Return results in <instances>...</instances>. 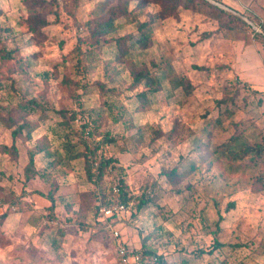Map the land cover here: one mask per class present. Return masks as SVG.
<instances>
[{
	"label": "rangeland",
	"instance_id": "rangeland-1",
	"mask_svg": "<svg viewBox=\"0 0 264 264\" xmlns=\"http://www.w3.org/2000/svg\"><path fill=\"white\" fill-rule=\"evenodd\" d=\"M46 1L35 33L25 0H0V264H122L97 212L118 184L129 249L164 264H264V0H208L238 19L179 7L122 60L89 43L105 0ZM137 4L108 39L137 36L161 9ZM139 69L156 78L149 108Z\"/></svg>",
	"mask_w": 264,
	"mask_h": 264
},
{
	"label": "trees",
	"instance_id": "trees-1",
	"mask_svg": "<svg viewBox=\"0 0 264 264\" xmlns=\"http://www.w3.org/2000/svg\"><path fill=\"white\" fill-rule=\"evenodd\" d=\"M118 1L117 6L111 5L112 0H105L101 4V15L94 17L93 19L87 21V24L89 25V43L91 45H97L100 46L102 51L106 49H102L105 45H107V51L106 56L108 58H113V60H122L125 58H128L130 54V40H135L136 44H140L143 46L150 45V43L153 40L152 35V24L168 15L176 14L178 12L179 7H185L189 9L199 10L201 9L202 5H207L210 7L216 8L219 12L222 14H225L229 16L232 19H238L239 16L224 9L219 6L213 5L208 0H158L161 3V9L159 11H156L154 13H150L149 17L143 21L137 22V29L139 34L136 36L132 33L114 37L113 39H108L106 36L111 34L117 29V24L115 23V20L120 15H127L130 11H128V2L129 0H116ZM25 2L28 5V8L30 9V28L33 32H37L44 26L48 24V19L45 16L46 11L48 8H51L52 5L49 7L50 3L46 0H25ZM149 0H138L137 8H143ZM202 4V5H201ZM263 33H264V25H263ZM111 48V49H110ZM4 56L7 58L12 57L13 51H7L4 50ZM115 57V58H114ZM134 78V85L133 88L136 87L139 84H142L145 88L137 94V97L141 101L140 109L142 108H149L150 107V101L147 96V89H150L153 85V83L156 81V78L151 75L150 72L144 71L142 69L136 70L133 74ZM174 86L183 85L188 86L187 83L184 81V79H175L173 80ZM17 111H20L19 109H14L13 112L16 113ZM13 118V117H11ZM15 121H12L9 123V125L14 124ZM23 123H20L18 127L13 129V135L16 136L21 132V126ZM173 132V131H172ZM175 134L170 135L172 137ZM5 150L15 149V145L13 143L12 147H4ZM245 150H248V148H245ZM112 159H107L106 163H110ZM31 163L33 162V156L30 159ZM101 165V169L103 168ZM123 200H127L126 193L122 196ZM145 202L144 199L139 201L138 208L142 207L143 203ZM51 207H54V201L51 199ZM137 252H139L143 257H149V256H157V262L156 264H164L162 262V257L156 255V252L152 251L149 248L144 249H136Z\"/></svg>",
	"mask_w": 264,
	"mask_h": 264
},
{
	"label": "built area",
	"instance_id": "built-area-1",
	"mask_svg": "<svg viewBox=\"0 0 264 264\" xmlns=\"http://www.w3.org/2000/svg\"><path fill=\"white\" fill-rule=\"evenodd\" d=\"M86 133H90V130H87ZM115 195L118 196L115 202L108 201L106 203H99L97 207V212L99 217L104 221V228L110 233L116 243V249L120 255L122 264H149L157 261V256H147L143 257L136 250L129 249L126 243L123 240L122 232L117 227L116 220L119 216L129 209V206L132 204L130 200V195L127 200H123L122 196L125 193L123 186L118 184L113 187ZM121 197V198H120Z\"/></svg>",
	"mask_w": 264,
	"mask_h": 264
},
{
	"label": "crops",
	"instance_id": "crops-1",
	"mask_svg": "<svg viewBox=\"0 0 264 264\" xmlns=\"http://www.w3.org/2000/svg\"><path fill=\"white\" fill-rule=\"evenodd\" d=\"M100 218V217H99ZM100 220L104 223V221L100 218ZM103 223H102V225H103Z\"/></svg>",
	"mask_w": 264,
	"mask_h": 264
}]
</instances>
